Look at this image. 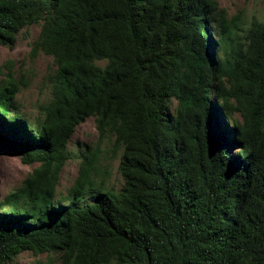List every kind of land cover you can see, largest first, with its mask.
Returning <instances> with one entry per match:
<instances>
[{
	"label": "trees",
	"instance_id": "16d2710c",
	"mask_svg": "<svg viewBox=\"0 0 264 264\" xmlns=\"http://www.w3.org/2000/svg\"><path fill=\"white\" fill-rule=\"evenodd\" d=\"M35 24L55 79L34 123L0 87V155L37 165L0 201V264H264V21L215 0H0L1 46ZM92 118L123 186L87 150L58 194Z\"/></svg>",
	"mask_w": 264,
	"mask_h": 264
},
{
	"label": "rangeland",
	"instance_id": "374dc122",
	"mask_svg": "<svg viewBox=\"0 0 264 264\" xmlns=\"http://www.w3.org/2000/svg\"><path fill=\"white\" fill-rule=\"evenodd\" d=\"M215 1L219 3L220 10L225 11L228 19L240 24L242 28H248L254 20L264 21L263 0ZM41 28L42 24H35L24 29L11 48L0 45V87L6 86L9 81L16 86L18 89L15 98L16 110L26 115L32 123L38 119L41 108L51 101L56 72L51 57L41 51L36 55L33 53ZM216 38L214 34L215 43ZM212 52L217 56L214 49ZM105 64L106 62L97 63L101 67ZM114 142L113 134L104 139L100 138L94 118L88 119L77 128L68 146L71 158L63 168L58 194L66 193L78 178L80 165L87 150L94 159L96 158L94 179L104 184L107 189H120L124 183L119 172L121 151L113 150ZM238 149L234 147L228 150L230 156L237 155ZM34 167L23 165L18 156L0 155V201L9 192L20 187ZM47 258V255L35 256L27 252L17 257L13 264H34L36 260L44 262Z\"/></svg>",
	"mask_w": 264,
	"mask_h": 264
}]
</instances>
